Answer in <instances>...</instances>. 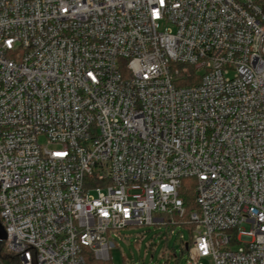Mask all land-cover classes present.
<instances>
[{"label":"built area","instance_id":"1","mask_svg":"<svg viewBox=\"0 0 264 264\" xmlns=\"http://www.w3.org/2000/svg\"><path fill=\"white\" fill-rule=\"evenodd\" d=\"M185 179L186 264H264V0H0L14 264H113L119 231L181 226Z\"/></svg>","mask_w":264,"mask_h":264},{"label":"rangeland","instance_id":"2","mask_svg":"<svg viewBox=\"0 0 264 264\" xmlns=\"http://www.w3.org/2000/svg\"><path fill=\"white\" fill-rule=\"evenodd\" d=\"M40 142L46 143L43 138ZM181 236L184 243L191 241L190 232L182 226H144L121 230L114 237L116 247L111 251L112 263L186 264L190 252L183 248ZM233 249L236 250L238 247ZM191 255L194 261L198 260L195 251H191ZM201 264L211 263L209 259H204Z\"/></svg>","mask_w":264,"mask_h":264},{"label":"trees","instance_id":"3","mask_svg":"<svg viewBox=\"0 0 264 264\" xmlns=\"http://www.w3.org/2000/svg\"><path fill=\"white\" fill-rule=\"evenodd\" d=\"M198 82L193 72V69L188 66L180 67L179 70V84L178 86H193ZM181 199L184 202L185 215L179 219L178 216H174L176 220H179V223L184 228L192 230L193 226L189 223L190 214L197 210L195 203V186L194 181L190 179L183 180V186L179 192ZM4 243L0 242V259H2L6 264H14L15 260L5 251ZM89 264H95L93 258H89Z\"/></svg>","mask_w":264,"mask_h":264},{"label":"water","instance_id":"4","mask_svg":"<svg viewBox=\"0 0 264 264\" xmlns=\"http://www.w3.org/2000/svg\"><path fill=\"white\" fill-rule=\"evenodd\" d=\"M6 240V233L5 230L0 222V242H3Z\"/></svg>","mask_w":264,"mask_h":264}]
</instances>
